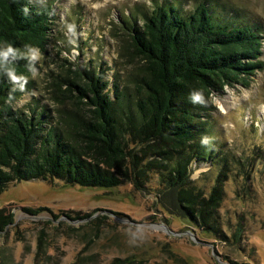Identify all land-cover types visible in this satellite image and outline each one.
I'll list each match as a JSON object with an SVG mask.
<instances>
[{"label": "rangeland", "instance_id": "1", "mask_svg": "<svg viewBox=\"0 0 264 264\" xmlns=\"http://www.w3.org/2000/svg\"><path fill=\"white\" fill-rule=\"evenodd\" d=\"M33 2L51 3L56 17L45 49L29 55L36 69L22 77L25 93L10 105L28 117L45 109L50 120L45 128L65 129L70 120L87 118V108L61 83L72 77L65 60L96 75L103 72L106 92L112 95L117 86L123 94L117 102L131 111L138 95L133 78L142 73L130 45L131 29L141 30L156 6L188 15L204 3L218 24L253 26L263 36L264 62V0ZM226 98L230 109L222 106ZM210 102L215 110L201 119L209 161L192 162L190 180L209 194L217 174L226 175L217 184L222 192L218 235L190 227L176 191L161 189L157 177L141 191L129 183L105 190L22 181L0 194L1 217L12 215V223L0 231V264H264V69L251 77L248 88L225 87ZM40 208L38 215L24 210ZM85 215L90 217L76 219Z\"/></svg>", "mask_w": 264, "mask_h": 264}, {"label": "trees", "instance_id": "2", "mask_svg": "<svg viewBox=\"0 0 264 264\" xmlns=\"http://www.w3.org/2000/svg\"><path fill=\"white\" fill-rule=\"evenodd\" d=\"M54 12L51 3L0 0V194L11 183L35 180L105 190L129 183L141 191L157 177L161 189L176 191L190 227L218 235L217 184L226 175L218 173L206 194L190 180L191 165L208 160L201 119L215 110L211 95L234 85L248 88L264 69L261 33L251 25L216 23L204 3L188 15L156 6L141 30L131 29L130 45L142 62L131 111L117 102L123 96L117 86L106 92L103 72L65 60L72 77L61 83L87 108V118L70 120L65 129L45 128L48 111L28 117L10 104L26 91L22 77L36 69L29 55L45 49ZM197 94L200 100L193 99ZM24 210L38 215L44 208ZM11 223L12 215H0V231Z\"/></svg>", "mask_w": 264, "mask_h": 264}, {"label": "bare ground", "instance_id": "3", "mask_svg": "<svg viewBox=\"0 0 264 264\" xmlns=\"http://www.w3.org/2000/svg\"><path fill=\"white\" fill-rule=\"evenodd\" d=\"M222 106L224 109H230V106H231V102H230V99H224L222 101Z\"/></svg>", "mask_w": 264, "mask_h": 264}, {"label": "clouds", "instance_id": "4", "mask_svg": "<svg viewBox=\"0 0 264 264\" xmlns=\"http://www.w3.org/2000/svg\"><path fill=\"white\" fill-rule=\"evenodd\" d=\"M8 51L11 52L12 49H9ZM32 58H33V59H36L35 55H33ZM193 99H194V100H200V99H201V96H200L199 94H197V95H195V96L193 97ZM206 142H207V141H205V143H206Z\"/></svg>", "mask_w": 264, "mask_h": 264}]
</instances>
